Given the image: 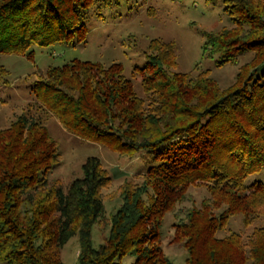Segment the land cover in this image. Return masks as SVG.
I'll return each instance as SVG.
<instances>
[{
    "label": "trees",
    "instance_id": "obj_1",
    "mask_svg": "<svg viewBox=\"0 0 264 264\" xmlns=\"http://www.w3.org/2000/svg\"><path fill=\"white\" fill-rule=\"evenodd\" d=\"M120 1L0 0V54L31 58L33 46L83 43L89 17L103 19L102 10ZM212 1L222 2L231 27L204 33L202 58L223 67L254 55L227 88L208 70L177 71L175 45L160 40L151 41L145 68L134 69L141 96L120 63L73 60L32 84L34 99L0 128V264H64L62 249L76 235L77 264H125L127 256L132 264H174L161 241L169 214L170 243L187 251L185 264H264V226L247 236L228 229L240 213L246 228L264 218V176L247 185L264 174V0ZM49 118L120 156L152 158L119 187L122 204L99 248L92 230L112 178L89 157L66 191L51 180L60 151ZM192 186L208 195L183 211Z\"/></svg>",
    "mask_w": 264,
    "mask_h": 264
},
{
    "label": "rangeland",
    "instance_id": "obj_2",
    "mask_svg": "<svg viewBox=\"0 0 264 264\" xmlns=\"http://www.w3.org/2000/svg\"><path fill=\"white\" fill-rule=\"evenodd\" d=\"M93 13L87 20L85 42L67 46L56 44L49 47L33 46L31 58L21 55L0 54V128L7 127L21 114L25 105L34 99L32 84L50 67H61L73 60L100 63L109 66L120 63L125 76L130 79L139 96L143 95L142 76H133L134 69L145 68L151 41L173 43L176 47L179 72L196 76L208 70L222 88L236 81L239 68L250 62L252 53L240 56L234 65L217 67L215 60L202 58L205 43L204 33L218 32L230 28L231 22L221 1L212 0H121L117 5L102 10L103 19ZM50 135L59 144V164L51 171V180H60L66 191L74 180L83 177L82 166L89 157L99 158L112 178V185L103 191L105 214L92 230L94 248L102 246L110 233L106 220L122 204L119 187L135 179L151 167L152 158L145 152L133 157L120 156L106 144L79 138L65 130L55 118L46 120ZM264 174L248 179L247 185L260 180ZM138 180V179H136ZM190 201L181 210L193 205L199 206L208 195L205 188L192 186L188 190ZM176 218L169 214L162 229V246L167 257L174 264H185L188 254L179 244H171L173 225ZM264 226V218L253 226L243 225V215L235 216L228 227L231 231L249 235L253 228ZM228 233H220L226 236ZM79 237H73L62 249L64 264H77ZM135 258L127 256L125 264H132Z\"/></svg>",
    "mask_w": 264,
    "mask_h": 264
}]
</instances>
